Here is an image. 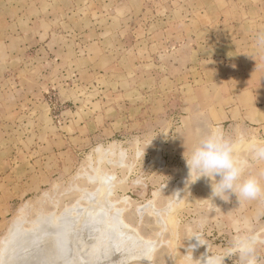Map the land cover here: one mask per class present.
<instances>
[{
    "label": "rangeland",
    "instance_id": "1",
    "mask_svg": "<svg viewBox=\"0 0 264 264\" xmlns=\"http://www.w3.org/2000/svg\"><path fill=\"white\" fill-rule=\"evenodd\" d=\"M94 37L103 55L88 66L79 46ZM263 37L264 0H0V241L15 220L27 228L41 213L77 227L96 216L95 231L109 229L119 244L102 264H134L151 246L153 264H175L171 255L189 250L203 264L264 231V196L212 205L203 200L211 181L186 187L185 164L211 128L233 140L240 133L212 123L214 108L245 86L231 75L258 64ZM58 41L62 60L50 50ZM255 134H243L238 155L264 185V160L252 150L264 139ZM257 256L264 264V246Z\"/></svg>",
    "mask_w": 264,
    "mask_h": 264
},
{
    "label": "clouds",
    "instance_id": "2",
    "mask_svg": "<svg viewBox=\"0 0 264 264\" xmlns=\"http://www.w3.org/2000/svg\"><path fill=\"white\" fill-rule=\"evenodd\" d=\"M151 142V141H150ZM144 146L142 158L145 154ZM245 144L242 133H238L235 140L226 137L223 129L219 126L211 128L207 134L203 135L198 143L192 148L190 155L185 158V164L188 169L186 178V187L196 183L202 178L211 181V195L207 199L212 204L213 198H220L228 201L230 194H234L239 202L255 200L264 196V185L253 175H245L249 162L241 158L238 152L241 146ZM253 158L264 160V145H252ZM140 155V153H138ZM220 179L217 180L216 177ZM176 201L179 203L182 199L177 193ZM213 205V204H212ZM171 210V205H170ZM198 239L197 236L194 235ZM264 246V231L249 232L238 237L233 245L222 253L212 254L206 258L204 264H223L225 257L233 255L238 256L240 264H259L257 248ZM155 246L145 250L139 257H136L134 264L139 260L146 259L149 264H153L157 252ZM179 257L177 261L183 259L184 264H201L199 259L193 260L191 250L185 255H171ZM122 264H129L127 260Z\"/></svg>",
    "mask_w": 264,
    "mask_h": 264
},
{
    "label": "bare ground",
    "instance_id": "3",
    "mask_svg": "<svg viewBox=\"0 0 264 264\" xmlns=\"http://www.w3.org/2000/svg\"><path fill=\"white\" fill-rule=\"evenodd\" d=\"M101 208L104 210V207ZM101 211H99V213H101ZM104 215L100 216L102 220L106 217V215ZM94 217L95 219L93 216L91 217V219H94V222L89 223L86 220L78 227L71 219L64 217L60 220L54 217L53 214L43 215L41 213L37 215L27 228L24 227V219L15 220L6 235L0 241V264H102L101 262L103 260L101 259L106 256V254H109V256L112 255L110 251L115 252L114 249L117 248L119 244L115 242L117 241L114 237L115 234L109 229L96 232L100 230V225H98V221H96L98 218H96V216ZM110 223L113 225L114 221L112 222L110 220ZM109 224H107L108 227ZM96 225H98V230L96 229ZM101 227L105 228V225H101ZM110 227L112 228L113 226L110 225ZM82 229H84V231H81ZM93 229V233L89 235V231ZM121 229H119V231ZM133 231L135 238H131V241L134 239L132 241L134 244V241L138 240L136 236L138 237L139 235L135 234V230ZM106 239H111L114 243L112 242L109 243L110 245L104 246L103 243ZM126 240H128V237ZM131 241L128 242L132 243ZM141 241L143 240L141 239ZM116 243L118 245H116ZM126 243L127 241L124 244ZM138 243L144 244V242H140V240ZM138 243H135V245L139 248L140 244L138 245ZM143 248L142 245V249ZM135 250L137 251L138 249L135 248ZM142 252L139 251V253ZM134 255L135 254H133V256Z\"/></svg>",
    "mask_w": 264,
    "mask_h": 264
},
{
    "label": "crops",
    "instance_id": "4",
    "mask_svg": "<svg viewBox=\"0 0 264 264\" xmlns=\"http://www.w3.org/2000/svg\"><path fill=\"white\" fill-rule=\"evenodd\" d=\"M59 19V17H56ZM55 19V18H54ZM64 18L62 17V20ZM249 22L256 24L257 19H248ZM96 32V31H95ZM63 33V31H61ZM54 34V35H53ZM82 34H85L82 32ZM99 36L101 33H98ZM257 34V33H255ZM50 35L57 37H65L64 34L57 33L55 29H50ZM79 35H81L79 33ZM253 35V34H252ZM60 37V38H61ZM264 38V37H263ZM95 39V40H94ZM93 40L79 46V51H81L78 56V60H84L88 62V66H92L97 62L103 55L102 51V41L99 38L94 37ZM257 39V38H255ZM262 46L255 48L261 52L258 56V64L248 63L245 69L237 72L236 78L245 77L242 82L245 86L237 87L231 90L230 99L231 103L229 107L227 105L223 106V110L214 108V113L216 114V120L213 118L212 123L229 122V128L234 131H239L240 133L246 135V133H256L255 136L260 140H263L264 135V39L261 41ZM256 45V42H254ZM63 44L61 41L50 44V50L53 54L64 55ZM253 43L249 42L248 48L251 49ZM62 63V62H60ZM227 81V77H224L223 82ZM220 126V125H219Z\"/></svg>",
    "mask_w": 264,
    "mask_h": 264
}]
</instances>
